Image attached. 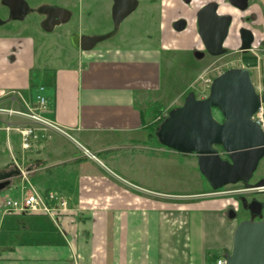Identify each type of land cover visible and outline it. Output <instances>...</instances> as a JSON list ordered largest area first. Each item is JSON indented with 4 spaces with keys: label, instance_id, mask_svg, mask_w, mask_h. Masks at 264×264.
Returning a JSON list of instances; mask_svg holds the SVG:
<instances>
[{
    "label": "crops",
    "instance_id": "obj_1",
    "mask_svg": "<svg viewBox=\"0 0 264 264\" xmlns=\"http://www.w3.org/2000/svg\"><path fill=\"white\" fill-rule=\"evenodd\" d=\"M42 36L0 30V172L17 163L21 173L12 186L56 194L68 209L54 218L6 214L0 201V264H207L208 250L227 251L238 227L226 217L227 205L191 204L163 219L166 205L152 202L153 191L134 181L130 166L152 150L149 127L162 90L163 53H194L196 38L180 47L162 40L154 49H74L50 62ZM12 92L30 103L46 97L43 116L65 133L39 129L23 149L28 121L3 111ZM4 198L21 197L8 192Z\"/></svg>",
    "mask_w": 264,
    "mask_h": 264
},
{
    "label": "rangeland",
    "instance_id": "obj_2",
    "mask_svg": "<svg viewBox=\"0 0 264 264\" xmlns=\"http://www.w3.org/2000/svg\"><path fill=\"white\" fill-rule=\"evenodd\" d=\"M26 1L34 8L44 4H52L67 8L72 12V18H70L69 22L63 26L56 27L53 32L46 33L43 29V14L33 13L22 21H11L7 8L0 2V12L2 13L0 14V19L3 20L5 18L6 20L4 27H1L0 30L21 31L26 35L33 36H36L37 33L43 34L41 40L44 42L42 45L46 47V53L43 57L50 62L54 59L57 60L58 57L67 56L68 51L78 50L71 42L72 33L100 36L108 34L114 29L112 0ZM139 1L138 9L124 20L119 30L111 38L99 43L96 46L97 49L111 45L124 48L154 49L161 44L162 40L168 44H177L180 47L182 45L187 46L191 36L196 38V45L199 44L201 39L197 32L196 18L189 13L211 0H198L189 7L181 0ZM216 1L221 3L220 13H230L233 16L230 38L225 42V47L230 50V53L220 57L207 56L205 59L203 57L197 59L194 53L184 51V49L167 50L163 53L162 90L159 102L154 105V107L160 108V112H155V108H153L152 124L156 125L153 131L154 134L169 113L184 104L190 92H194L198 99L207 98L213 81L228 69H249L257 93L262 94L264 92V49L262 50V47L259 46V50L254 49V52H249L247 57H243L242 53L237 52L240 37L239 30L241 28H247L255 33L256 46L258 42L261 43L264 40V25L259 24V5L264 7L263 0H251L250 8L241 14L228 8L223 3V0ZM162 12L164 14H161ZM182 15L188 16V29L177 33L173 30L171 23ZM163 28H165V32H162ZM167 31L171 34H177L180 38L170 39ZM38 42L41 43L42 41ZM199 48L201 51L204 50L203 46H199ZM243 58L245 60L256 58V62L255 64L250 62L251 65L247 66ZM214 117L219 122L224 120L219 110H214ZM150 145L152 150L149 153L146 152L145 159H141L142 162H140L138 157L135 156L130 166L133 167V174L135 175L133 179L137 178L134 181L142 182V185L153 191L150 195L152 196V202L162 203V206L166 205L167 209L165 208L164 210L167 211L163 210L164 215L162 217L168 215L167 220L172 218L170 214L171 212L175 214L177 208L184 207V209H187L191 204L209 202L211 205H227L225 209L227 218L230 210H234L238 215L234 221L238 222L239 225L240 222L250 218L249 214L242 210V198L251 200L255 196L264 202V191H258V189L243 192V190L255 188L256 183L264 180V158L250 181V185L253 184V187L240 183L214 191L200 173L196 154L183 155L177 153L162 146L159 141H153ZM218 150L220 153L223 152L221 149ZM222 156L226 158L224 154ZM15 170H18L17 167H11L10 170L1 172H12ZM13 180L12 183L14 182ZM23 186V184L20 186L17 182L6 191L0 192L1 203L7 200L4 197L8 192L9 197L20 198V192L25 188ZM25 190L28 192V189ZM236 190L242 192L231 193ZM156 192L158 193L156 194ZM154 210L160 211L159 209ZM231 250L232 245L227 252H231Z\"/></svg>",
    "mask_w": 264,
    "mask_h": 264
},
{
    "label": "water",
    "instance_id": "obj_3",
    "mask_svg": "<svg viewBox=\"0 0 264 264\" xmlns=\"http://www.w3.org/2000/svg\"><path fill=\"white\" fill-rule=\"evenodd\" d=\"M232 5L242 11L249 7L248 0H230ZM13 10V5L22 2V12L26 15L28 5L21 0H4ZM112 32L100 36H87L74 33L71 36L73 46L82 51H91L111 38L121 24L139 6L138 0H113ZM58 13L61 9H49ZM219 4L212 2L199 14L198 34L206 52L219 57L229 52L225 47L233 16L218 14ZM20 14H11L10 20H21ZM56 15L58 20L43 24L46 31L70 20V12ZM60 16V18H59ZM187 22L175 23L178 32L185 30ZM47 25V26H46ZM243 40L241 51L248 52L255 40L254 33L246 28L239 31ZM205 53L197 51L194 56L202 58ZM264 105V92L257 93L251 73L246 68L229 69L217 77L205 99H198L190 92L184 104L173 109L158 127L156 136L159 143L183 155L196 154L200 173L214 191L230 185H250L259 164L264 158V132L253 120V115ZM219 110L224 122L214 117ZM218 149L223 152L220 153ZM225 155L224 158L222 155ZM18 171L0 172V192L12 185ZM255 188L264 187V180L255 184ZM259 201L251 205V219L240 222L235 230L231 252L225 254L226 264H264V214ZM260 216V219H259ZM228 218L235 220L237 213L231 210ZM258 218V219H257Z\"/></svg>",
    "mask_w": 264,
    "mask_h": 264
},
{
    "label": "built area",
    "instance_id": "obj_4",
    "mask_svg": "<svg viewBox=\"0 0 264 264\" xmlns=\"http://www.w3.org/2000/svg\"><path fill=\"white\" fill-rule=\"evenodd\" d=\"M44 87H40V91H44ZM21 101V108H15V103L17 100ZM10 108L3 109V111L9 116H20L28 121V125L21 129L23 149H29L31 144L30 140L32 138L36 139V131L39 129L53 130L59 133H65V130L61 128L58 124L49 120L43 116V112L47 109V99L42 94L36 97L35 103H30L22 97L20 92H13L10 94ZM253 120L264 132V105L262 104L257 112L253 115ZM86 156L92 159H96L88 150H84ZM17 171L21 173L20 166L16 163ZM22 173H24L22 171ZM22 189L21 198L18 200L7 199L5 201V213L6 214H42L49 217H56L58 213H64L68 209L67 200L57 196L56 194H50L44 197L37 189L30 186L27 190ZM259 189V190H258ZM250 190L264 191V187L253 188L248 190H243V192H248ZM242 191H232L231 193H238ZM51 202H58V206L54 207L50 205ZM227 260L225 256L219 257L213 264H226Z\"/></svg>",
    "mask_w": 264,
    "mask_h": 264
},
{
    "label": "flooded vegetation",
    "instance_id": "obj_5",
    "mask_svg": "<svg viewBox=\"0 0 264 264\" xmlns=\"http://www.w3.org/2000/svg\"><path fill=\"white\" fill-rule=\"evenodd\" d=\"M21 1H23V2H25L27 5H28V11H27V13H26V15H23L24 13L22 12V9H21V6L23 5L22 4V2H19V4H17V5H13V10L4 2V0H0V2L2 3V5L4 6V7H6L7 8V10H8V14H10V17H11V14H20L19 16H21V20H16V21H22V20H24L25 19V17H27L29 14H33V13H36V14H43L44 15V20H43V22H44V24H46L45 22H49V21H51V20H53V21H56V20H58V18H56V15H51V14H63L64 12H70V14H72V12L69 10V9H67V8H64V7H61V6H58V5H52V4H50V5H48V4H44V5H40V6H37V7H32L31 6V4L29 3V2H27L26 0H21ZM113 1V0H112ZM139 1V0H138ZM186 6H191V5H193L195 2H197L198 0H181ZM212 2H216V3H218L219 4V9H220V7H222L221 6V3L220 2H218V1H216V0H211V1H208V2H206V3H204L202 6H200L199 8H197L196 10H194V11H191V13H189V14H193L194 16H195V18H196V24H197V32H198V30H199V27H198V19H197V14H199L200 13V11L205 7V6H207L208 4H210V3H212ZM248 2H249V7L246 9V10H244V11H242V10H240V9H238V8H236V7H234L233 5H232V3H231V1L230 0H223V3L225 4V5H227V7L228 8H230V9H233V10H235V11H237V12H239L240 14L241 13H244V12H246L249 8H250V2H251V0H248ZM113 5H114V2H113ZM139 5H140V1H139ZM139 7V6H138ZM112 8H113V6H112ZM49 9H61V11H59L58 13H56V12H50V10ZM138 9V8H137ZM136 9V10H137ZM135 10V11H136ZM134 11V12H135ZM133 12V13H134ZM132 13V14H133ZM0 14H2L1 12H0ZM161 14H164V12H162ZM218 14H222V13H220L219 12V10H218ZM225 14H230V13H225ZM59 18H60V16H59ZM72 18V17H71ZM71 20V19H70ZM180 20H185L186 22H187V24H186V28H185V30H183V31H181V32H184V31H186L187 29H188V25H189V21H188V16H184V15H182V16H179L177 19H175L172 23H171V26H172V28H173V30L175 31V32H177V33H181V32H178L176 29H175V23L176 22H178V21H180ZM5 18L2 20V19H0V29H1V27H4V25H5ZM11 21H13V20H11ZM69 22V21H68ZM67 23V22H66ZM66 23H63V24H61V25H59V27L60 26H63L64 24H66ZM114 25V24H113ZM47 26V25H46ZM232 26V25H231ZM58 27V26H57ZM44 29V28H43ZM242 29V28H241ZM240 29V30H241ZM247 29V28H246ZM45 30V29H44ZM239 30V31H240ZM46 31V30H45ZM230 31H231V27H230ZM254 33V32H253ZM72 34H74V33H72ZM80 34V33H79ZM240 35V34H239ZM254 36H255V33H254ZM230 38V32H229V36H228V39ZM201 39V38H200ZM256 44V38H255V40H254V42H253V44H252V47H251V49L248 51V52H243V51H241L240 49H241V46L243 45V40H241V38L239 37V45H238V50H237V52H239V53H242V55H243V57H247V54L249 53V52H254V49H258L259 50V46L260 47H262V50L264 49V40L261 42V43H259L258 42V44H257V46L255 45ZM199 46H203V49L204 50H199L200 48H199ZM197 51H200V52H203V53H205V55L203 56V58L205 59L207 56H209V57H213V56H211V55H209L207 52H206V50H205V47H204V44H203V42L202 41H199V44H197L196 45V48L194 49V53L195 52H197ZM230 53V50H229V52L227 53V54H229ZM226 55V54H225ZM222 56H224V55H222ZM220 57V56H219ZM245 59L243 58V61H244ZM251 64L250 63H247V66H250ZM236 69V68H235ZM229 70V69H228ZM251 73V72H250ZM13 93V92H12ZM216 110V109H215ZM225 120V119H224ZM224 120H223V122H224ZM249 186H254L253 184H251V185H249ZM260 196V195H259ZM255 201H259L260 203H262V205H263V209H262V214H264V202L263 201H261L260 199H258V197H255V196H253L252 197V199L250 200L249 198H242V210H243V212H246V213H248L249 214V219H251V217L253 216L252 215V213H251V205L253 204V202H255ZM241 210V211H242ZM231 211V210H230ZM238 216V215H237ZM258 219V218H257ZM259 219H260V216H259Z\"/></svg>",
    "mask_w": 264,
    "mask_h": 264
},
{
    "label": "trees",
    "instance_id": "obj_6",
    "mask_svg": "<svg viewBox=\"0 0 264 264\" xmlns=\"http://www.w3.org/2000/svg\"><path fill=\"white\" fill-rule=\"evenodd\" d=\"M245 62L246 63H250V62L252 63L253 62L252 64H255L256 58L246 59ZM154 108H155V112L156 111L158 113L160 112V108H157V107H154ZM157 109H159V110H157ZM155 127H156V125H153V124L149 127V129H150V139H151V142H153V141L158 142V139H157V136H156V131H155V134L153 133V131L155 130ZM225 253H227L226 250H212V249L211 250H208V252H207V264H213L219 257H221L222 254H225Z\"/></svg>",
    "mask_w": 264,
    "mask_h": 264
},
{
    "label": "bare ground",
    "instance_id": "obj_7",
    "mask_svg": "<svg viewBox=\"0 0 264 264\" xmlns=\"http://www.w3.org/2000/svg\"><path fill=\"white\" fill-rule=\"evenodd\" d=\"M222 256H225V254H224V255H222Z\"/></svg>",
    "mask_w": 264,
    "mask_h": 264
}]
</instances>
